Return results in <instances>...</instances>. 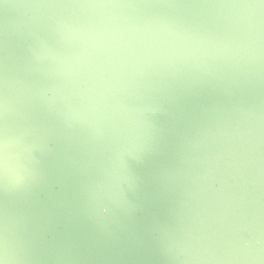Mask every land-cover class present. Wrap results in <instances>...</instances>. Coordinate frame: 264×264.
<instances>
[{
	"label": "water",
	"instance_id": "water-1",
	"mask_svg": "<svg viewBox=\"0 0 264 264\" xmlns=\"http://www.w3.org/2000/svg\"><path fill=\"white\" fill-rule=\"evenodd\" d=\"M5 128L0 264H260L264 0H0Z\"/></svg>",
	"mask_w": 264,
	"mask_h": 264
},
{
	"label": "clouds",
	"instance_id": "clouds-1",
	"mask_svg": "<svg viewBox=\"0 0 264 264\" xmlns=\"http://www.w3.org/2000/svg\"><path fill=\"white\" fill-rule=\"evenodd\" d=\"M125 132L135 142L146 140L149 136V128L142 119L130 120ZM24 155V149L9 136L8 130L5 128L3 137L0 139V176L6 183L24 179L26 171L22 163ZM240 259L264 264V241H257L255 253L242 256Z\"/></svg>",
	"mask_w": 264,
	"mask_h": 264
}]
</instances>
